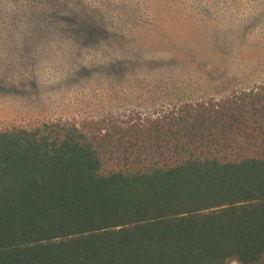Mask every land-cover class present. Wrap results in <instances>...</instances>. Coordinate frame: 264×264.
<instances>
[{
  "label": "trees",
  "instance_id": "obj_1",
  "mask_svg": "<svg viewBox=\"0 0 264 264\" xmlns=\"http://www.w3.org/2000/svg\"><path fill=\"white\" fill-rule=\"evenodd\" d=\"M130 131L0 130V264H264L263 87Z\"/></svg>",
  "mask_w": 264,
  "mask_h": 264
},
{
  "label": "rangeland",
  "instance_id": "obj_2",
  "mask_svg": "<svg viewBox=\"0 0 264 264\" xmlns=\"http://www.w3.org/2000/svg\"><path fill=\"white\" fill-rule=\"evenodd\" d=\"M259 87L264 0H0V130L69 124L109 150Z\"/></svg>",
  "mask_w": 264,
  "mask_h": 264
}]
</instances>
